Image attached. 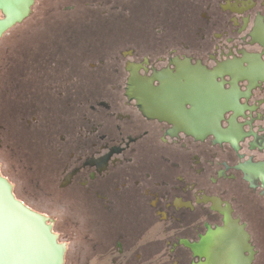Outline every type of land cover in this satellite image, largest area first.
Masks as SVG:
<instances>
[{"label": "flooded vegetation", "instance_id": "obj_1", "mask_svg": "<svg viewBox=\"0 0 264 264\" xmlns=\"http://www.w3.org/2000/svg\"><path fill=\"white\" fill-rule=\"evenodd\" d=\"M67 1L99 47L8 81L6 123L90 263L264 264V0Z\"/></svg>", "mask_w": 264, "mask_h": 264}, {"label": "rangeland", "instance_id": "obj_2", "mask_svg": "<svg viewBox=\"0 0 264 264\" xmlns=\"http://www.w3.org/2000/svg\"><path fill=\"white\" fill-rule=\"evenodd\" d=\"M68 3L70 2L67 0H37L29 8L28 15L22 21L13 24L3 34L0 52V146L20 202L25 203L27 206L22 204L35 213L46 214L47 224L57 219L56 230L61 234V241L58 242L60 244L66 242L70 249L66 264H91L86 253L89 250V242L84 243L79 239V236H83L85 232L76 231L66 225L62 215L66 211V206L59 207L57 210L60 215H57L52 195L49 194L50 190L39 177V171L34 173L36 166L31 171V168L26 165L28 163L19 154L21 126L15 127L16 130L13 131L8 126L10 124L6 123V70L9 66L16 64L19 51L21 53L24 47L40 40L44 37L43 35L50 34V24L54 25V22L58 20L54 8L58 5L64 7ZM68 234L73 236L69 238Z\"/></svg>", "mask_w": 264, "mask_h": 264}, {"label": "water", "instance_id": "obj_3", "mask_svg": "<svg viewBox=\"0 0 264 264\" xmlns=\"http://www.w3.org/2000/svg\"><path fill=\"white\" fill-rule=\"evenodd\" d=\"M33 1L0 0V52L4 32L28 15ZM12 186L18 199L12 193ZM26 219L33 222V227L40 228L44 242L57 257L40 250ZM62 254L63 246L57 243L51 225L20 202L0 146V264H62Z\"/></svg>", "mask_w": 264, "mask_h": 264}, {"label": "trees", "instance_id": "obj_4", "mask_svg": "<svg viewBox=\"0 0 264 264\" xmlns=\"http://www.w3.org/2000/svg\"><path fill=\"white\" fill-rule=\"evenodd\" d=\"M61 12L59 15L62 16L60 21H55L54 25L50 24V34H47L44 38L35 41L33 44L26 46L22 49L21 53L19 51L17 60L15 65H11L6 70V116L9 118H19L18 111L20 110V106H23L22 100L20 97L23 94V91L26 89L23 86H19L16 83H13V86L10 85L8 81L18 80L19 74L25 68L34 69L35 66L39 63L38 57L42 59L45 56L50 62V57L48 53L49 51L59 53V56L67 53V57L72 58V55L75 57L74 63H77L76 58L78 57L79 52L86 51L88 49L99 47V44L95 38L88 37H74L71 38L67 36V33L70 32H87V31H98L93 28L90 24L85 23L83 20H74L73 15H77L80 17V14H74L67 10H58ZM56 14V11L54 10ZM58 15V16H59ZM88 15L84 13V16ZM54 26V27H52ZM61 34V36L59 35ZM43 53H47L44 55ZM71 64L70 62L66 61ZM20 70V72H19ZM9 73L11 75H9ZM28 85V84H27ZM10 90V92H9Z\"/></svg>", "mask_w": 264, "mask_h": 264}, {"label": "bare ground", "instance_id": "obj_5", "mask_svg": "<svg viewBox=\"0 0 264 264\" xmlns=\"http://www.w3.org/2000/svg\"><path fill=\"white\" fill-rule=\"evenodd\" d=\"M26 220H27V223L29 225L31 232L33 233L35 239L39 243L40 250L43 252L45 251L46 253L50 254L51 257L53 254L55 257H57L56 253L52 252V249L50 248L49 244L44 242L43 234H42L40 228H38L37 226L33 227V222L29 219H26Z\"/></svg>", "mask_w": 264, "mask_h": 264}]
</instances>
